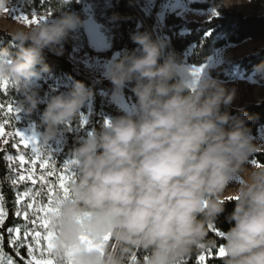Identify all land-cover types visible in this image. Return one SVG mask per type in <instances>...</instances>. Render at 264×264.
Masks as SVG:
<instances>
[{"label":"clouds","instance_id":"obj_1","mask_svg":"<svg viewBox=\"0 0 264 264\" xmlns=\"http://www.w3.org/2000/svg\"><path fill=\"white\" fill-rule=\"evenodd\" d=\"M9 3L0 0V16ZM70 3L56 0L58 7ZM244 3L251 0H221L216 8ZM81 24L64 13L50 23L21 20L9 34L17 51L0 48V79L25 93L20 111L37 108L36 92L25 84L49 70L44 50L59 53L57 45ZM130 39L138 48L111 62L107 76L116 97L135 82L134 114L106 120L74 149L70 196L57 193L59 211L49 217L54 255L61 264L66 253L73 254L72 264H186L193 253L217 248L209 226L235 201L226 217L234 223L222 231L221 264H264V165L245 167L264 146L253 142L243 109L239 116L226 110L235 89L174 53L165 55L166 42L150 33ZM253 71L264 79V62ZM91 96L76 81L66 94L52 97L41 113L40 144L47 145ZM234 177L242 182L229 189ZM82 236L102 250H86Z\"/></svg>","mask_w":264,"mask_h":264},{"label":"trees","instance_id":"obj_2","mask_svg":"<svg viewBox=\"0 0 264 264\" xmlns=\"http://www.w3.org/2000/svg\"><path fill=\"white\" fill-rule=\"evenodd\" d=\"M83 1L93 6L96 19L110 39V50L105 53H97L99 57L109 58L115 52H123V56L126 52L138 48V45L134 44L130 37L134 33L147 32V29L140 26L139 16L127 0ZM252 1L264 5V0ZM220 3L221 0H207L205 3L192 4L191 7L197 10L213 8L218 12V15L205 22L186 21L176 14L168 15L165 18L163 30L164 35L168 38L166 42L167 53H174L179 61L187 65L201 67L208 63L210 57L217 50L228 45H239L252 40L264 41V14L246 15L242 11L230 10L227 7L217 9L216 5ZM9 6H17L28 16L36 14L37 16H49L56 19L64 13H72L78 16L82 23L86 20L81 0H71V3L64 7H58L56 0H10ZM149 23L151 26L155 25L153 17L149 19ZM80 30H83L82 24ZM9 34L0 30V48L7 47L10 53L15 55L17 49ZM62 43L64 50L61 53L51 52L48 49L44 50L45 63L48 65L49 70L41 73L44 79L42 87L34 90L37 99H43L44 103L38 102L37 108L31 114H28L29 120L37 122L44 131L39 116L41 117L48 101L56 95L66 94L76 81L83 82L86 87L90 88L92 96L85 101L74 117V126L77 130L61 129L65 144L60 152L54 154V164L49 166V169L55 168L57 175L62 171L63 164L72 160L74 149L93 129L99 130L107 118L115 119L127 114L110 101L114 89L110 79L96 80L76 68L71 61L73 50L71 31ZM89 53L95 54L92 50H89ZM261 62H264V47L254 49L250 54L235 60L231 64L211 69L210 76L221 81L236 80L239 75L247 77L254 73V66ZM39 67L38 65V71ZM259 83L264 85V79H260ZM134 86L135 82L127 83L124 86V93L136 104L137 97L133 92ZM18 99V88L12 87L7 93L0 94V102L5 104L8 102L13 104ZM89 104L92 105V111L88 124L83 126L81 115L87 113ZM241 109L246 114V126L251 129L252 137L257 136L259 130L264 126V97L257 103L247 102L241 108L230 105L226 110L233 116H239ZM221 110L224 111L225 109L222 107ZM5 155H7V151L0 150V192L3 193L4 204L8 213L4 225L0 227V234L3 235L5 254L14 259L16 264H25V260L28 259L27 248L20 249V256L17 257L16 250L9 245L7 230L9 228L25 227V222L15 215L17 211L15 203L16 189L11 184L14 175L12 169L9 168V162L3 159ZM249 160L264 165V151L255 153ZM42 171L41 169L37 171L38 182L34 189L44 193L39 198L42 202H47V188L38 179ZM46 183L58 185V179L56 176L47 177ZM234 205L235 201H229L225 204V212L218 218L214 226L215 229L222 232L232 226L234 222H229L226 217L233 211ZM209 237L217 239V248L211 249V254L208 253V250L193 253L187 258L186 264H197V257L201 254L206 255L205 264H221V257L217 253L222 244V239L212 231L209 232ZM139 255L143 256L144 253L141 252Z\"/></svg>","mask_w":264,"mask_h":264},{"label":"rangeland","instance_id":"obj_3","mask_svg":"<svg viewBox=\"0 0 264 264\" xmlns=\"http://www.w3.org/2000/svg\"><path fill=\"white\" fill-rule=\"evenodd\" d=\"M135 5L139 8L142 15L148 20L153 17L155 25L151 26L152 33L155 35L156 39L167 42L168 38L164 35V22L165 18L170 14H176L177 16L183 18L186 21H197V22H205L212 19L213 16V8L207 10H197L192 8V4L194 3H205L207 0H132ZM83 3V11L86 15V20L82 23L83 30H80V26L71 30L72 40H73V50L71 53V61L74 63L76 68L82 70L84 73L93 77L96 80H107L109 79L107 76V69L110 66V63L113 61H117L121 58L123 52H115L109 58L99 57L97 53H105L111 48L110 39L102 27V25L98 22L95 17L94 9L91 4L86 3L81 0ZM230 10H238L242 11L246 15L257 14L262 15L264 13L262 7L259 4L253 2L244 3V4H234L230 7H227ZM216 11V10H215ZM28 16L20 8L17 6H8L6 9V13L0 16V30L11 33L15 28L19 26L21 19L19 17ZM29 19L32 16H28ZM45 17V16H39ZM46 22H51L54 18L46 16ZM140 20V18H139ZM150 24V23H149ZM140 26H144L142 21L140 20ZM60 49L61 53L64 50L63 43L57 45ZM264 47V41L262 40H252L247 41L239 45H228L222 49L217 50L209 59L208 63L201 67H195L197 69L202 68V72L210 75V70L214 68L221 67L223 65H228L233 63L235 60L240 59L248 54H250L254 49ZM89 50H92L95 54H90ZM165 55H167L166 48L164 49ZM224 86L231 90L235 89V98L232 102V106L241 108L247 102H259L264 97V85L259 83L260 78L252 73L251 75L244 77L243 75H239L236 80L231 81H221ZM44 82L43 77L40 75L39 78H33L31 81L25 84V88L29 90H35L42 87ZM12 88L11 86L9 87ZM19 99L13 103L14 107H17V103L23 101L25 99V93L20 90L19 87ZM8 90V91H9ZM38 102L44 103L43 99H37ZM110 101L117 106L120 110L124 111L128 115L134 114L135 103L132 99L125 95L124 88L121 94L116 97L113 94L110 97ZM92 111V105L89 104L87 106V113L81 115V123L83 126L87 125L89 122L90 114ZM19 120L16 122L14 119H11L13 122L10 123L6 127V132L11 133L18 128L26 135L35 134L38 144L41 148H45L52 158L54 154L60 152L65 144V138L61 133L62 128H67L71 131H76L77 128L74 126V118L67 123H62L58 126L57 136L49 141V143L45 146L40 144V135L43 133L41 126L35 122L30 121L28 118V114L24 111H20L18 113ZM8 117L5 116L4 113L0 112V123L3 122L4 119ZM41 121V117L39 116ZM106 120H112L107 118ZM42 122V121H41ZM11 140V137H8ZM11 143L5 145L2 141H0V150L7 151V155H12L15 157L18 154H24L26 159H31L32 153L31 149H24L21 147L20 149H14ZM253 142L257 145L264 146V126L259 130L257 136L253 137ZM9 162V161H8ZM12 163V171L14 178H16L20 173L21 169L18 162H9ZM258 163L255 161H248L245 165L246 168L256 167ZM259 165V164H258ZM26 167L30 168L31 164L26 165ZM40 170L39 164H37L35 172ZM74 171H76V167H74ZM13 178V179H14ZM38 182V181H37ZM240 177H234L233 181L228 185L229 189L235 188L241 183ZM37 185V184H36ZM32 185L31 181L20 182L15 185L16 192H24L25 190L32 189L35 191V186ZM36 201L40 204H46V202H42L39 197H36ZM31 202L30 200H25L21 202V205H17V211H21L23 213L24 207L22 205H26V203ZM31 213V210H29ZM24 222L25 227H19L21 229L20 239L17 241L19 245L18 250L26 247L27 244L32 243L30 239H26L24 236L25 232L32 233L34 230H39L43 232V229H40L38 225H33L32 220L35 219L31 214L29 215L28 220L24 219L23 214L19 216ZM14 235V233H13ZM17 250V249H15ZM7 258H10L6 255ZM26 261V260H25Z\"/></svg>","mask_w":264,"mask_h":264},{"label":"snow or ice","instance_id":"obj_4","mask_svg":"<svg viewBox=\"0 0 264 264\" xmlns=\"http://www.w3.org/2000/svg\"><path fill=\"white\" fill-rule=\"evenodd\" d=\"M213 16L218 15V13L213 10ZM18 19L23 20L27 24L39 23L43 20H46L47 17H39L36 14L32 15V18L29 19L28 16L19 17ZM198 71H202L198 69ZM16 88L15 85L11 84L6 79H0V94L7 93L9 87ZM0 112L4 113L7 116V119H4L0 123V141L5 145L12 143L14 149H31L32 157L30 160L25 158L24 154H18L15 157L12 155H5L4 160L9 162H18L21 173L14 179H12L11 184L13 186L17 185L20 182L31 181L32 185L37 184L36 177V166L39 164V168L42 171L39 176V181L47 188V202L46 204H40L36 201V197L43 195L44 193L40 191H33L32 189L25 190L24 192H16L15 203L21 205L22 201L30 200L31 202L22 205L24 207L23 213L21 211H16L15 215L20 216L23 214L24 219L28 220L29 215L31 214L35 219L32 220L33 225H38L40 229H43V232L39 230H34L32 233L25 232L24 236L26 239H30L32 243L26 245L28 259L25 264H61V261L54 255V240L56 238V233L50 229V219L49 217L59 211L58 202L56 200L57 193H61L64 199H67L70 196V184L74 182L75 171L74 167L76 165L75 161H66L63 164L62 171L57 175L55 168L49 169V166L54 164V158L50 153L45 149L41 148L38 144L35 134L26 135L24 132L16 128L14 132H6V127L9 125L10 120L14 119L16 122L19 120L18 113L20 109L14 107L11 102L7 104L0 102ZM11 137V140L8 138ZM31 164V167L28 168L26 165ZM257 166H260L257 164ZM9 168H12V163H9ZM56 176L58 179V185H52L46 183L47 177ZM31 210V213L29 212ZM7 209L4 204L3 193L0 192V227H2L6 221ZM210 231L214 232L218 237H222L223 233L218 229H215L214 226H209ZM9 245L16 250V256H20L18 250L19 245L17 241L20 239L21 229L16 227L15 229L9 228ZM14 233V235H13ZM110 239V236H105L104 240L107 242ZM81 243L84 245L85 249L88 251L92 250H102V246L95 244L90 238L86 236L81 237ZM208 253L211 254V249L208 250ZM66 260L62 264H72L71 255L72 253H66ZM217 255L219 257H224L226 252L222 246L219 247ZM135 259V257H133ZM206 255L201 254L197 257V264H205ZM0 264H16V261L12 258H7L5 251L3 249V235L0 234Z\"/></svg>","mask_w":264,"mask_h":264},{"label":"water","instance_id":"obj_5","mask_svg":"<svg viewBox=\"0 0 264 264\" xmlns=\"http://www.w3.org/2000/svg\"><path fill=\"white\" fill-rule=\"evenodd\" d=\"M129 4L134 8V10L137 12L140 20L142 21L144 27L147 29V32L152 35V28L151 25L149 24L148 20L142 15L140 12L139 8L135 5V3L132 0H127ZM152 38L154 39L153 35ZM162 63V60L160 61Z\"/></svg>","mask_w":264,"mask_h":264},{"label":"crops","instance_id":"obj_6","mask_svg":"<svg viewBox=\"0 0 264 264\" xmlns=\"http://www.w3.org/2000/svg\"><path fill=\"white\" fill-rule=\"evenodd\" d=\"M260 7H262L263 11H264V5H260ZM264 14V13H263Z\"/></svg>","mask_w":264,"mask_h":264},{"label":"bare ground","instance_id":"obj_7","mask_svg":"<svg viewBox=\"0 0 264 264\" xmlns=\"http://www.w3.org/2000/svg\"><path fill=\"white\" fill-rule=\"evenodd\" d=\"M153 37H154V40L156 39L155 35L152 33ZM163 62V61H162Z\"/></svg>","mask_w":264,"mask_h":264}]
</instances>
